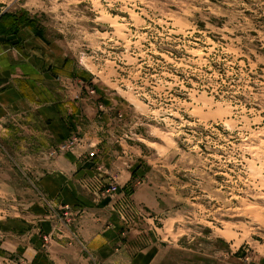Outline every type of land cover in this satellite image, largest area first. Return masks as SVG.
<instances>
[{
    "label": "rangeland",
    "instance_id": "1",
    "mask_svg": "<svg viewBox=\"0 0 264 264\" xmlns=\"http://www.w3.org/2000/svg\"><path fill=\"white\" fill-rule=\"evenodd\" d=\"M3 34L55 104L0 112V264H264V0H0Z\"/></svg>",
    "mask_w": 264,
    "mask_h": 264
},
{
    "label": "crops",
    "instance_id": "2",
    "mask_svg": "<svg viewBox=\"0 0 264 264\" xmlns=\"http://www.w3.org/2000/svg\"><path fill=\"white\" fill-rule=\"evenodd\" d=\"M0 36L5 37L6 35ZM19 40L20 46L24 44L27 48L34 42V36L24 40L19 38ZM12 47L5 43L0 44V112L5 107H10L22 100H30V102L35 100L44 105H54L55 103L50 99L52 98L50 90L40 86L37 83V79L34 80V77L29 72L24 71V66L17 63L18 60L13 58L11 50L14 48ZM25 53L29 54L30 52L26 50ZM23 73L26 75L24 80H28L27 84L21 81L17 82L19 81L18 79L22 78ZM19 75L21 76L19 77ZM63 161L69 165L64 166L63 162L60 168L54 170L52 168V171L42 179L41 183L44 191L51 199H58L61 196L64 201L76 203L79 199V192L72 187V191L75 192L72 197V191L69 190L68 186L71 185L72 179L77 173L75 171L78 170V164L75 160L70 161L69 157ZM121 232L122 228H81L80 233L82 234L84 245L94 255L93 260H90L93 263L94 261L102 263L101 259L106 255L105 253L115 248L116 240ZM105 257L108 258L107 256Z\"/></svg>",
    "mask_w": 264,
    "mask_h": 264
},
{
    "label": "water",
    "instance_id": "3",
    "mask_svg": "<svg viewBox=\"0 0 264 264\" xmlns=\"http://www.w3.org/2000/svg\"><path fill=\"white\" fill-rule=\"evenodd\" d=\"M8 42H10L12 45L16 46L17 44L20 43V40H19L18 36H16V35L9 36V37L0 36V44H4V43H8Z\"/></svg>",
    "mask_w": 264,
    "mask_h": 264
},
{
    "label": "trees",
    "instance_id": "4",
    "mask_svg": "<svg viewBox=\"0 0 264 264\" xmlns=\"http://www.w3.org/2000/svg\"><path fill=\"white\" fill-rule=\"evenodd\" d=\"M3 35H5V34H3Z\"/></svg>",
    "mask_w": 264,
    "mask_h": 264
}]
</instances>
